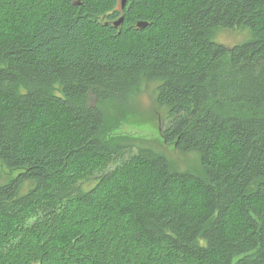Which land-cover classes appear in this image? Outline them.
<instances>
[{
	"label": "trees",
	"instance_id": "trees-1",
	"mask_svg": "<svg viewBox=\"0 0 264 264\" xmlns=\"http://www.w3.org/2000/svg\"><path fill=\"white\" fill-rule=\"evenodd\" d=\"M0 163V264H264V0H0Z\"/></svg>",
	"mask_w": 264,
	"mask_h": 264
},
{
	"label": "rangeland",
	"instance_id": "rangeland-1",
	"mask_svg": "<svg viewBox=\"0 0 264 264\" xmlns=\"http://www.w3.org/2000/svg\"><path fill=\"white\" fill-rule=\"evenodd\" d=\"M250 38L248 29L236 27L231 30L220 31L215 42L235 46L247 42ZM155 90L156 85L154 84L144 88L136 101V111L133 107L132 114L128 118L129 122L123 127L122 133L161 145L158 146L159 153L163 154L171 164L177 165L180 172L190 171L197 174L200 162L196 154L184 155L174 146L164 144L161 129L166 118L167 109L160 108L155 103ZM18 174L19 172L11 173L0 163V184L8 183Z\"/></svg>",
	"mask_w": 264,
	"mask_h": 264
},
{
	"label": "water",
	"instance_id": "water-1",
	"mask_svg": "<svg viewBox=\"0 0 264 264\" xmlns=\"http://www.w3.org/2000/svg\"><path fill=\"white\" fill-rule=\"evenodd\" d=\"M127 2H128V0H121V5H122V8H123V9L126 7ZM123 23H124V19L121 18V19H119V20L115 23V26L119 27V26H121ZM139 27H141V28H145V27H146V24H142V23H140V24H139Z\"/></svg>",
	"mask_w": 264,
	"mask_h": 264
},
{
	"label": "bare ground",
	"instance_id": "bare-ground-1",
	"mask_svg": "<svg viewBox=\"0 0 264 264\" xmlns=\"http://www.w3.org/2000/svg\"><path fill=\"white\" fill-rule=\"evenodd\" d=\"M155 133V132H154ZM156 136V135H155Z\"/></svg>",
	"mask_w": 264,
	"mask_h": 264
}]
</instances>
